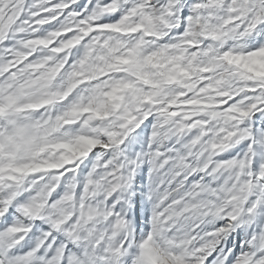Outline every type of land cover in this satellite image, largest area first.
<instances>
[{"label":"snow or ice","instance_id":"snow-or-ice-1","mask_svg":"<svg viewBox=\"0 0 264 264\" xmlns=\"http://www.w3.org/2000/svg\"><path fill=\"white\" fill-rule=\"evenodd\" d=\"M250 63L264 0H0V264H264Z\"/></svg>","mask_w":264,"mask_h":264},{"label":"rangeland","instance_id":"rangeland-1","mask_svg":"<svg viewBox=\"0 0 264 264\" xmlns=\"http://www.w3.org/2000/svg\"><path fill=\"white\" fill-rule=\"evenodd\" d=\"M248 67H249V69L250 70H253V71H260L261 73H264V66H260V65H257V64H255V63H250L249 65H248ZM86 71H90L91 72V70L90 69H86ZM87 91H91L90 89L89 90H86V92ZM86 93H82V95H85ZM85 102H86V100H85ZM88 147V144H87V142H84V143H82L79 147H78V150H84V149H86Z\"/></svg>","mask_w":264,"mask_h":264}]
</instances>
